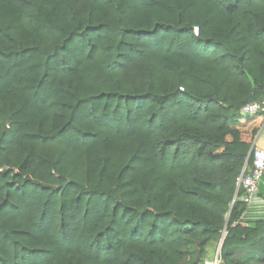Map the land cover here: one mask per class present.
<instances>
[{"label": "trees", "instance_id": "trees-1", "mask_svg": "<svg viewBox=\"0 0 264 264\" xmlns=\"http://www.w3.org/2000/svg\"><path fill=\"white\" fill-rule=\"evenodd\" d=\"M7 1L0 264H186L189 238L211 264L223 234L220 264H264L236 191L264 122L240 113L264 100V0Z\"/></svg>", "mask_w": 264, "mask_h": 264}, {"label": "built area", "instance_id": "built-area-1", "mask_svg": "<svg viewBox=\"0 0 264 264\" xmlns=\"http://www.w3.org/2000/svg\"><path fill=\"white\" fill-rule=\"evenodd\" d=\"M240 113L245 116L261 115L264 118V100L244 106ZM251 165L245 166L242 174L236 179V191H243L242 201L248 205L257 194L259 183L264 176V152L254 149L250 152ZM8 168L0 169V172Z\"/></svg>", "mask_w": 264, "mask_h": 264}, {"label": "rangeland", "instance_id": "rangeland-1", "mask_svg": "<svg viewBox=\"0 0 264 264\" xmlns=\"http://www.w3.org/2000/svg\"><path fill=\"white\" fill-rule=\"evenodd\" d=\"M11 6L10 3L7 0H0V19L1 17H4V19L7 17V13H10ZM203 12V9H199L197 11L198 14H201ZM213 14H218L217 12H214ZM226 18L224 16H218V20L217 23L221 26H223L225 24ZM23 26L20 22L19 26H18V30H23ZM113 84V83H112ZM118 142H120V140H112V144L116 145ZM38 149H39V145H38ZM70 163V162H67ZM3 167H0V169H3ZM223 236L224 234L220 237V239L215 242L214 244H212L210 247L206 248V259L208 260V262H210L211 264H220V254H221V243L223 241ZM186 246L184 247V250L182 251V256L184 259V262H186V264H190L192 262H194L197 259V244L198 241L196 239L193 238H189L188 241L185 242Z\"/></svg>", "mask_w": 264, "mask_h": 264}, {"label": "crops", "instance_id": "crops-1", "mask_svg": "<svg viewBox=\"0 0 264 264\" xmlns=\"http://www.w3.org/2000/svg\"><path fill=\"white\" fill-rule=\"evenodd\" d=\"M254 149L264 152V122L253 140L251 151ZM246 206V211L242 216L243 223H252L264 219V176L259 183L257 194Z\"/></svg>", "mask_w": 264, "mask_h": 264}, {"label": "water", "instance_id": "water-1", "mask_svg": "<svg viewBox=\"0 0 264 264\" xmlns=\"http://www.w3.org/2000/svg\"><path fill=\"white\" fill-rule=\"evenodd\" d=\"M234 200H235V198H234ZM234 200H233V201H234ZM221 247H222V243H221ZM220 250H221V248H220Z\"/></svg>", "mask_w": 264, "mask_h": 264}]
</instances>
